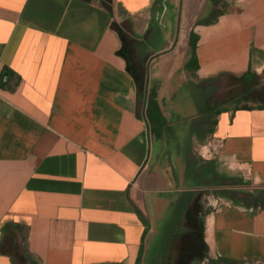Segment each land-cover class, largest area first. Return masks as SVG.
Instances as JSON below:
<instances>
[{
    "label": "crops",
    "instance_id": "0c3cea01",
    "mask_svg": "<svg viewBox=\"0 0 264 264\" xmlns=\"http://www.w3.org/2000/svg\"><path fill=\"white\" fill-rule=\"evenodd\" d=\"M263 71L264 0H0V264H264Z\"/></svg>",
    "mask_w": 264,
    "mask_h": 264
},
{
    "label": "rangeland",
    "instance_id": "374dc122",
    "mask_svg": "<svg viewBox=\"0 0 264 264\" xmlns=\"http://www.w3.org/2000/svg\"><path fill=\"white\" fill-rule=\"evenodd\" d=\"M220 85H224L228 87V89H222L220 91H213L212 96L208 99V107L211 108V105H214V103H220V104H228V105H235L238 104L239 102L244 101L245 103L250 102L253 105H259V104H264V71L260 74H257V76L252 80L251 83V88L253 87L251 94L244 95L245 97H242L240 101L235 98L236 94V89L230 88L233 84L236 85L235 82L229 81L227 82H222L219 83ZM213 103V104H212ZM210 105V106H209ZM147 114L149 116V107L147 106ZM154 127V126H153ZM155 132V129L154 131ZM204 146V145H203ZM198 153L203 154L204 156L208 158L214 157V154H206V149L202 151V147H198ZM200 154V155H201ZM228 183L227 186L229 188H233L230 192L231 194L236 197L237 199L240 200H250L254 196L257 197L256 202L264 203V190H254L250 187V185L247 184L246 182V176H234L233 173H237L235 171H230L228 170ZM168 217H165L163 220L160 222V227L166 225L168 221ZM161 237L159 233H156V235L153 237L154 241H156L155 245L157 249L160 250L165 247V242L162 240H158ZM153 242V240H152ZM172 246H174V242L172 243ZM212 264H221L220 261L218 262H212Z\"/></svg>",
    "mask_w": 264,
    "mask_h": 264
},
{
    "label": "built area",
    "instance_id": "2783aa9c",
    "mask_svg": "<svg viewBox=\"0 0 264 264\" xmlns=\"http://www.w3.org/2000/svg\"><path fill=\"white\" fill-rule=\"evenodd\" d=\"M222 142L211 140L208 144L202 146V151L206 149V154H213L221 149Z\"/></svg>",
    "mask_w": 264,
    "mask_h": 264
},
{
    "label": "trees",
    "instance_id": "16d2710c",
    "mask_svg": "<svg viewBox=\"0 0 264 264\" xmlns=\"http://www.w3.org/2000/svg\"><path fill=\"white\" fill-rule=\"evenodd\" d=\"M120 37H121V40L124 41V36L120 33ZM190 45H191V48L194 49L196 47V40H192V37H191V42H190ZM3 84V82H1V85ZM215 124L213 123V128H214ZM230 264V262L228 263Z\"/></svg>",
    "mask_w": 264,
    "mask_h": 264
},
{
    "label": "water",
    "instance_id": "95a60500",
    "mask_svg": "<svg viewBox=\"0 0 264 264\" xmlns=\"http://www.w3.org/2000/svg\"><path fill=\"white\" fill-rule=\"evenodd\" d=\"M8 77H9V73H4V78L6 79V80L4 81V84H3L4 87L7 85V78H8Z\"/></svg>",
    "mask_w": 264,
    "mask_h": 264
}]
</instances>
